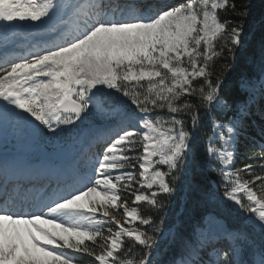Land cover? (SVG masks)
Listing matches in <instances>:
<instances>
[{
    "label": "snow or ice",
    "instance_id": "1",
    "mask_svg": "<svg viewBox=\"0 0 264 264\" xmlns=\"http://www.w3.org/2000/svg\"><path fill=\"white\" fill-rule=\"evenodd\" d=\"M221 12L243 21L249 8L236 0H0V122L57 137L92 121L103 132L95 151L89 145L90 155L47 184L0 190V264H81L85 257L160 264L157 218L139 206L162 211L160 197L176 191L180 172L185 187L198 190L194 178L209 163L194 155L201 112L211 125L204 151L219 162L221 197L247 214L260 241L242 228L226 230L228 247L203 259L211 237L171 236L181 247L172 264H264V174L254 171L264 170V144L254 158L261 163L232 169L252 117L264 122V45L258 72H241L231 85L228 65L213 80L211 66L234 60L243 43V22L222 20ZM17 22L49 33L46 46L9 58L7 33ZM135 246L142 252L130 260Z\"/></svg>",
    "mask_w": 264,
    "mask_h": 264
},
{
    "label": "trees",
    "instance_id": "2",
    "mask_svg": "<svg viewBox=\"0 0 264 264\" xmlns=\"http://www.w3.org/2000/svg\"><path fill=\"white\" fill-rule=\"evenodd\" d=\"M248 5L249 15L243 21L239 16H231L230 13L221 12V19H231L232 23H241L244 24V33L242 35V45L235 50V59H231L229 57H224L216 61V63L211 66V71L213 73V80L215 79V75L219 73L222 69H225L228 65L232 66V71L228 73L229 83L231 85L235 84L236 77L241 72H258L259 71V58L261 54L262 45H264V28L261 27L260 21L264 18V0H236L237 8L242 7L244 4ZM226 94V93H224ZM232 96L236 95V92L233 90L231 93ZM202 121L198 127V136L196 141V149L194 155L198 161L208 159L209 163L205 165L202 171H198L196 177L194 178L195 182L199 185L198 190H191L187 188L188 195V205L189 209L186 211V216L183 222V227L188 228L192 224H198L202 227L203 220L208 215H215L217 218L223 219L227 228L236 229L242 228L245 229L249 235L259 243L260 234L259 231L253 230L249 225H246L244 222V216L238 211H233L227 203L222 201L219 197H217L213 188L211 187V183L215 182L219 184L220 177L218 176V168L219 164L215 159H210L205 154V147L208 144V137L211 135V125L208 123L206 117H204V113L201 112ZM264 122L261 121L259 115H255L252 117L251 126H256L259 129L261 128ZM248 136H252V139L258 144H264V136L261 135V131L258 134H254L253 132H247V135L240 139L241 144L251 145L253 143L247 140ZM250 152L252 154H250ZM244 150L242 152L241 157L237 160L236 166L237 169L243 167L246 163H254L259 164L261 161L255 160L254 158L259 155L257 150L253 151ZM254 170H259L258 167L254 168ZM242 176L246 179H250L244 173H241ZM185 183V177L177 173V180L175 184V188L182 186ZM166 201L165 197L161 198ZM178 206V201L175 199L174 203L171 206H165L162 211L157 212L151 206L150 208L140 209L141 214L144 216L152 215L157 218V223L161 228L163 224H169L171 221V215L175 211ZM162 221V222H161ZM147 231L152 232L151 228H146ZM180 229L178 232L182 231ZM169 243V242H167ZM132 242L126 240V246H131ZM168 249V245L161 246L160 252L157 254L156 260L160 261V264H168L172 262L176 257L172 250L164 251ZM142 252L138 246L133 248V255L128 257V259L132 260L139 256ZM81 264H90V258L85 257V259L81 262Z\"/></svg>",
    "mask_w": 264,
    "mask_h": 264
},
{
    "label": "rangeland",
    "instance_id": "3",
    "mask_svg": "<svg viewBox=\"0 0 264 264\" xmlns=\"http://www.w3.org/2000/svg\"><path fill=\"white\" fill-rule=\"evenodd\" d=\"M39 1H42V0H38V2ZM49 35L50 34L47 33L46 31L33 30V31L28 32V35L26 36V40H27V43L29 46L34 47V46H38L39 44H41L44 40L49 39ZM4 47H5V44L0 43V50H2ZM7 50H8V54L10 55L11 51L8 48H7ZM27 132H28V128L23 125L21 130H20V134H21L20 138L26 137ZM98 135H99V133H94L92 135L91 142L95 139L93 137H97ZM90 137H91V133H89L86 136V138L82 141V144L79 147H82L90 139ZM0 168H3V165L1 163H0ZM3 170H4V168H3ZM1 171H2V169H1ZM20 171H26V170L21 169ZM259 174H264V170H262V172ZM13 175H15V173L12 174V177H13ZM234 209H236V208L234 207ZM243 215H247V214H243ZM121 218H122V216H121ZM204 229H205L204 232L207 231L214 238L224 237V233L226 231V227H225L224 223L221 220H218L212 216H208L204 220ZM255 230H258V229H255Z\"/></svg>",
    "mask_w": 264,
    "mask_h": 264
},
{
    "label": "bare ground",
    "instance_id": "4",
    "mask_svg": "<svg viewBox=\"0 0 264 264\" xmlns=\"http://www.w3.org/2000/svg\"><path fill=\"white\" fill-rule=\"evenodd\" d=\"M34 37V36H33Z\"/></svg>",
    "mask_w": 264,
    "mask_h": 264
}]
</instances>
